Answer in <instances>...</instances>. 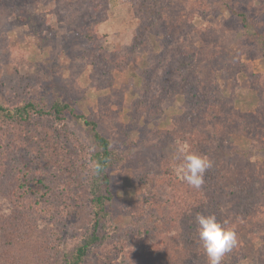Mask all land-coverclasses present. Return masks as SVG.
Segmentation results:
<instances>
[{
	"label": "rangeland",
	"instance_id": "1",
	"mask_svg": "<svg viewBox=\"0 0 264 264\" xmlns=\"http://www.w3.org/2000/svg\"><path fill=\"white\" fill-rule=\"evenodd\" d=\"M259 34L264 0H0V103L60 97L123 159L110 170L113 233L85 264H208L202 248L191 254L201 212L236 232L222 264H264ZM180 144L213 162L199 190L173 171ZM232 145L249 158L230 157ZM93 150L70 116L0 122V263L41 254L55 264L51 247L88 231ZM143 212L160 217L146 238L136 233Z\"/></svg>",
	"mask_w": 264,
	"mask_h": 264
},
{
	"label": "trees",
	"instance_id": "2",
	"mask_svg": "<svg viewBox=\"0 0 264 264\" xmlns=\"http://www.w3.org/2000/svg\"><path fill=\"white\" fill-rule=\"evenodd\" d=\"M229 9L233 14H236L241 18L244 27L250 25L251 18L245 11L239 10L233 5H229ZM257 41L260 57L264 61V34H259ZM35 115H50L56 121L61 123H64L67 117L70 116L74 120L88 127L91 133L94 150L91 154L90 161L98 163L100 165V169L97 172L91 171L90 179L88 181L89 203L92 211L90 226L88 231L81 238H79L77 242L66 246L65 250L61 244L56 247L52 246L50 249L52 252L60 251L59 255L61 258L59 261L54 262L55 264H85L86 257L89 256L95 249L105 245L113 233L114 225L112 223L111 208L115 198V193L110 177V170L123 159L119 152L114 148L111 139L99 130L97 121L87 117L83 113L77 112L70 105V103L64 102L60 97H57L49 106L46 101L38 99H29L26 102L15 106L0 103V122H7L10 124L26 123L29 122ZM257 147V149L264 150V146L257 145ZM222 152L223 151H220L218 153ZM250 154L251 153L249 151L241 150L234 145H232L228 152L230 157L236 155L249 158ZM208 170L210 172L209 175H211L213 167ZM219 173L221 174L222 172ZM27 188L25 189V186L21 188L23 189L21 192L23 195L25 193L32 194V192ZM30 188L33 189V186H30ZM23 195L20 198L25 199V197H27V199H29V197H31ZM20 207H22L21 210H23L26 205L23 204ZM159 220L160 217L158 215L143 212L142 217H140L136 222V225H138V230L136 232L137 235L141 237L145 236V238L152 236L156 231ZM194 229V235L190 234L191 254L193 255L201 249L197 242L195 223ZM191 236H193L192 239ZM43 260L44 257L39 254L36 255V257L33 256L22 264H45L46 260ZM0 264H13V261L10 257H6L5 261Z\"/></svg>",
	"mask_w": 264,
	"mask_h": 264
},
{
	"label": "clouds",
	"instance_id": "3",
	"mask_svg": "<svg viewBox=\"0 0 264 264\" xmlns=\"http://www.w3.org/2000/svg\"><path fill=\"white\" fill-rule=\"evenodd\" d=\"M212 167V161L187 145H178L173 157L175 175L190 188L199 190L205 183V174ZM90 171L97 172L100 165L89 163ZM196 237L206 256L208 264H222L224 257L237 245V235L229 226V220H220L213 214L197 213L194 217Z\"/></svg>",
	"mask_w": 264,
	"mask_h": 264
}]
</instances>
